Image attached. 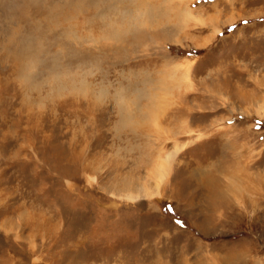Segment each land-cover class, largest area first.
Masks as SVG:
<instances>
[{"label":"rangeland","instance_id":"1","mask_svg":"<svg viewBox=\"0 0 264 264\" xmlns=\"http://www.w3.org/2000/svg\"><path fill=\"white\" fill-rule=\"evenodd\" d=\"M138 2L0 0V264H264V0Z\"/></svg>","mask_w":264,"mask_h":264},{"label":"bare ground","instance_id":"2","mask_svg":"<svg viewBox=\"0 0 264 264\" xmlns=\"http://www.w3.org/2000/svg\"><path fill=\"white\" fill-rule=\"evenodd\" d=\"M139 2V5H138V8L135 10L136 12L134 13V14H137V15H141V14H145V15H152L153 14V12H152V10L154 9L153 8V6H151V4H149L146 0H138ZM29 2V1H28ZM168 2V1H167ZM166 2V3H167ZM168 4V3H167ZM167 4H165V7H163L162 8V10L161 11H159L158 12V14H156L157 13V11L154 13V15H152L153 17L154 16H157L158 18H159V21L158 22H162V20L163 21H166V22H168V21H174V22H177V23H179V22H181V23H185V21L187 20V18L188 17H193V15H192V12L187 8V6H185V4H184V2H182V4H180L179 5V7H174V6H172V5H167ZM97 5V4H96ZM24 7V6H23ZM110 7V6H109ZM103 9V8H102ZM110 10H111V8H109ZM108 10V9H107ZM77 11V10H76ZM75 11V12H76ZM128 12V11H127ZM134 12V11H133ZM133 12H132V14H133ZM45 13V12H44ZM130 14H131V12H129ZM128 13V14H129ZM39 14V13H38ZM23 17V16H22ZM25 18V17H24ZM147 18V17H146ZM27 19V18H26ZM78 23H76V25H77ZM73 25H75V23H69V27L70 26H73ZM34 28V27H33ZM76 28H77V26H76ZM30 35V34H29ZM25 37V36H24ZM33 38V37H32ZM60 38V37H59ZM24 39V38H23ZM22 39V40H23ZM26 39V38H25ZM24 39V40H25ZM37 39V38H36ZM26 40H28V39H26ZM32 40V39H31ZM30 40V41H31ZM33 40H34V38H33ZM29 41V42H30ZM36 41V40H35ZM22 42V41H21ZM38 42V41H37ZM14 43H17V42H15L14 41ZM35 43V42H34ZM33 43V44H34ZM12 44H13V42H12ZM18 44H19V42H18ZM17 44V45H18ZM31 44V43H30ZM25 45H27V43H25ZM12 46V45H11ZM39 47V46H38ZM10 49L12 50V52H13V56H12V62H13V64L15 65L14 67H15V71L16 72H20L22 69H20V64H21V60H22V57L23 56H25V54L26 53H28V52H30V50L31 51H33V52H35V53H37L38 51H34L33 50V48H31V47H24L23 46V44H19L18 46H14V47H10ZM35 56H36V54H33V59H35ZM23 71V70H22ZM21 71V72H22ZM23 80L24 81H27L28 79L26 78V77H24L23 78ZM163 81V80H162ZM26 84H28L27 82H26ZM28 86V85H27ZM30 87L28 86V89H29Z\"/></svg>","mask_w":264,"mask_h":264},{"label":"snow or ice","instance_id":"3","mask_svg":"<svg viewBox=\"0 0 264 264\" xmlns=\"http://www.w3.org/2000/svg\"><path fill=\"white\" fill-rule=\"evenodd\" d=\"M244 23H247V21H245Z\"/></svg>","mask_w":264,"mask_h":264}]
</instances>
